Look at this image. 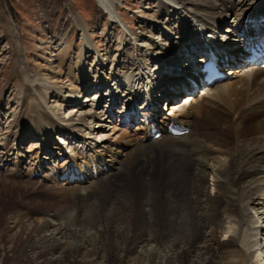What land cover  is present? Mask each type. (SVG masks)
<instances>
[{"label": "bare ground", "instance_id": "bare-ground-1", "mask_svg": "<svg viewBox=\"0 0 264 264\" xmlns=\"http://www.w3.org/2000/svg\"><path fill=\"white\" fill-rule=\"evenodd\" d=\"M157 1L163 12H168L171 7L180 13H167L170 18L174 15L180 17L177 16L176 26L169 27L170 34L165 42H155L156 51L160 50L161 53L170 51L165 47L169 40L171 44L173 39L176 40L170 37L174 34L179 36L180 41L174 43L171 50L181 48L182 44L190 48L194 44L192 41L199 43L198 32L202 28L210 30L212 36L219 32L226 34L225 38L235 39L244 26L246 16H251V20L264 18V0ZM96 2L110 16L111 22L121 27L125 39L130 37L134 42L139 41L147 52L141 54L139 50L136 51L141 60L140 63L133 61L131 64L134 73L125 72L123 77L110 74L102 81L96 79L98 87L101 88L103 84V89L105 84L113 82L118 86L127 84V96L132 97L134 92L130 91H135L136 85L147 82V76L155 74V69L149 70L151 64L158 66L159 63L157 53L152 55L154 45L149 47L150 41L155 38L151 34L146 42L134 36L117 12L116 0ZM230 17L234 20L222 30L221 26ZM183 32L187 37H183ZM207 38L210 37L205 35L203 42L208 43ZM227 49L225 46L223 50ZM90 51L98 54L96 47L84 39L81 63L73 66L79 71V77L81 73L83 77L78 81L76 78V85L70 84L65 92L64 87L54 84L51 78L30 77L21 67L23 72L19 74L21 83L16 96L18 104L22 99L21 106L24 110L29 106L30 110L19 116L14 124L19 127L15 141L26 138L27 142L35 140L41 143L40 150H57L58 155L62 153L60 148L63 144L70 148L74 146L73 151L70 150L74 155L64 162V165L69 162L65 167L69 176H61L59 180L64 181L60 186L73 185L76 194L90 188L106 193L107 185L116 184L108 183V177L117 175L115 180L123 179L122 186H116L120 197L115 199L113 206L117 215L113 214L115 218L112 217L111 222L100 223L99 227H92L93 231L86 233L75 229L70 231L60 217L57 225L40 221L36 227L29 228L24 246L29 244L27 253L31 254L21 256L23 262L17 259L12 264H248L257 252L264 262V222L259 224L264 217V72L253 69L230 72L229 75H233L230 80L210 87L208 92L195 99L189 98V102L183 105L169 108L167 115L171 117L165 115L166 118L160 120L167 125L174 121L187 127L190 132L180 138H170L165 134L157 141L149 142L145 125L127 127L126 110L119 113L125 125L114 123L110 129L113 135L104 133L102 122L105 116L114 112L112 110L116 109L123 97H114L111 111H87L91 99L79 101L82 91L90 88L85 65L86 54ZM98 59L101 61L102 57L98 55ZM93 63L99 65L96 60ZM117 89L119 91L120 87ZM44 95L56 99L55 102L62 101L68 116L59 118L55 115L43 100ZM234 108L236 110L232 111ZM141 118H146L145 122H153V117L146 112ZM158 125L165 131L166 125H162V122H158ZM59 135V139H63V143H59L60 148L49 147L54 143L58 145L56 139ZM110 142L113 146L109 144L105 147ZM5 143L0 144V155L3 154L0 169L4 170L12 163L15 166L13 172L18 175V168L27 155L4 152L9 144ZM66 153L63 152L62 156ZM157 157L161 165L170 166L172 170L170 176L164 174L165 182L160 185L152 183L151 179L155 180L157 172L149 165ZM81 159L84 164L78 169ZM56 174L54 172L49 177L54 179L53 183L56 182ZM78 174L81 175L80 179L71 177ZM147 176L151 178L150 181L146 179ZM131 177L139 179L143 187V193L139 196L142 201L138 204L134 186L130 183ZM139 215L144 221L137 222L140 221L137 220ZM254 234L259 237V244L252 240ZM220 236H225V239H220ZM12 238L10 236L6 241L9 244L7 249L11 248ZM57 252L61 254L60 257H55Z\"/></svg>", "mask_w": 264, "mask_h": 264}, {"label": "rangeland", "instance_id": "rangeland-1", "mask_svg": "<svg viewBox=\"0 0 264 264\" xmlns=\"http://www.w3.org/2000/svg\"><path fill=\"white\" fill-rule=\"evenodd\" d=\"M115 7L133 35L139 36L140 39L146 42L153 34H157V32H151L153 25L158 26V29L157 27L154 28L157 31L159 28H163L165 24L172 25L170 23L175 21L178 23L177 16L180 17L174 15L173 18H170L168 12L171 11V13L177 14L179 12L174 11L171 7L167 10L168 12H163V8L157 0H116ZM232 20L231 17L226 22H232ZM168 21L169 23H167ZM226 25L227 23L223 25L222 29ZM166 27L169 29L171 26H164L163 29ZM155 36L157 35H153L152 38H155ZM84 39L88 40L90 45H94L98 52L97 54L95 51H90L85 57L86 73H88L86 75L90 77L88 86L91 89L97 86L98 79L102 81L113 72L123 73L132 59L140 58V61L141 57L136 52L137 50L141 54L145 52L139 41L134 42L130 37L124 38L121 27L111 22L110 16L100 9L96 0H0V144L5 143L8 139V149L4 152L17 153L20 156L27 155L25 162L23 161L20 168H18V175L14 174L15 166L13 167L12 163L5 166L4 170L3 168L0 169V248L3 249L0 250V254L4 255L0 257L1 264H12L17 259L21 261V256L31 254V252L27 253L29 244L25 248L24 246L28 240L29 228L31 226L36 227L41 223L40 221L57 225L60 222L58 217H60L70 231L75 229L86 233L90 230L93 231L92 227H99L100 223L111 222V218L114 219L117 215V213H114L115 206H113L115 199L120 197L116 186L117 184L122 186L123 179L115 180L117 175L108 177V183L110 181L116 184L114 186L107 185L106 193L90 188L91 190L87 189L85 192L76 194L73 185L63 187L60 186L61 181H58L59 176L65 177L67 175L64 172L65 167L69 164L67 162L64 165L66 158L70 160V156L74 155L70 151L72 150L70 147L67 149L66 144H61L62 147H59V142L63 143V139H59L60 135L56 139V141L59 140L58 145L54 143L49 146L57 147L56 149L60 148L62 151V153L59 152L60 156L57 150L52 151L54 157L50 152L48 153L49 150H40L41 143L38 141L30 140L27 142L28 138L20 142L15 141V134H19V127H15L14 124L19 116L21 117L23 113L30 110L29 106L24 110L21 106L22 99L18 104L16 96L18 86L21 83L19 74L23 72L21 67L26 70V74L30 77L51 78L54 84L62 85L64 87L63 92H65L70 84L75 86L77 81L83 77V73L79 77V71L73 66L81 63V48ZM160 39L163 40L160 37L150 41L149 47L154 45L151 49L153 53L157 50L155 44L160 43ZM98 55L102 57L101 61H99ZM94 60L99 63L98 66L93 63ZM115 67H117L116 71ZM130 68L132 72L129 69L126 70L127 73H134L131 65ZM68 71L70 72L69 75ZM106 85V87H110L112 84ZM126 88L128 89L127 85L124 84L120 87V91H114L115 93H123ZM103 91L105 96L106 91L104 89ZM43 100L47 107L59 118L68 116L62 101L55 102L56 99H50L46 95L43 96ZM106 101H108L107 97L104 98V101L102 100V108L103 106L104 108L107 107L108 102ZM59 107L63 109L61 110ZM93 107V104H89L86 110L93 112ZM233 110H236V108ZM232 111H229V113L231 112L234 115L235 113ZM167 116L171 117L169 114ZM103 125L104 133L113 135L110 129L114 125L110 126L108 122ZM234 135L235 132L232 133V136ZM109 144L113 146L110 142L106 143L105 147H108ZM28 151L29 153H26ZM63 152H67L64 157L62 156ZM158 159L157 157L149 163L150 167L155 168L157 172L156 181L154 178L146 177L149 181L151 179L152 183L155 182L156 185L165 182V175L170 176L172 172L170 166L167 168L165 165H161ZM153 162L155 163L153 164ZM83 164L84 160H79L78 167ZM55 171L59 173L55 175L57 183H53L54 179L49 178ZM77 177H80V175H77ZM137 178L131 177L130 182L135 189L136 204L142 201L139 196L143 193V187L140 186V176L139 179ZM113 187L116 189H113ZM89 191H93L94 194ZM137 192L139 193L137 194ZM159 201L158 199L157 202L161 206ZM139 214L141 213L139 212ZM137 220H140L137 222H142L144 218L139 215ZM260 222H264V217L259 221V224ZM10 236L13 237V242L11 248L7 249L9 244L7 245L6 241ZM254 236L257 235L254 234L251 237L252 240H259V237L257 239ZM262 238L264 241V237ZM220 239H225V236ZM60 241L62 242V240ZM71 242L74 243V239ZM60 256L59 252L55 254V257ZM255 256L248 264H264L261 261L262 256H259L258 252ZM21 262H23V259Z\"/></svg>", "mask_w": 264, "mask_h": 264}]
</instances>
